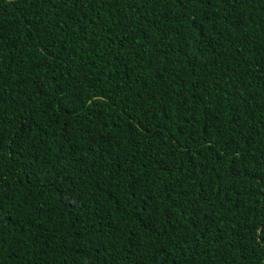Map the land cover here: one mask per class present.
<instances>
[{
  "label": "trees",
  "instance_id": "1",
  "mask_svg": "<svg viewBox=\"0 0 264 264\" xmlns=\"http://www.w3.org/2000/svg\"><path fill=\"white\" fill-rule=\"evenodd\" d=\"M264 264V0H0V264Z\"/></svg>",
  "mask_w": 264,
  "mask_h": 264
},
{
  "label": "clouds",
  "instance_id": "2",
  "mask_svg": "<svg viewBox=\"0 0 264 264\" xmlns=\"http://www.w3.org/2000/svg\"><path fill=\"white\" fill-rule=\"evenodd\" d=\"M199 263H201V264H210V263L208 262V260H206V259H201V260H199Z\"/></svg>",
  "mask_w": 264,
  "mask_h": 264
}]
</instances>
